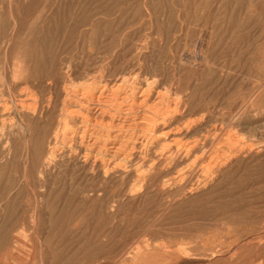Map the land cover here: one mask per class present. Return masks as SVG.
Wrapping results in <instances>:
<instances>
[{
    "label": "rangeland",
    "instance_id": "rangeland-1",
    "mask_svg": "<svg viewBox=\"0 0 264 264\" xmlns=\"http://www.w3.org/2000/svg\"><path fill=\"white\" fill-rule=\"evenodd\" d=\"M105 263L264 264V0H0V264Z\"/></svg>",
    "mask_w": 264,
    "mask_h": 264
},
{
    "label": "bare ground",
    "instance_id": "bare-ground-1",
    "mask_svg": "<svg viewBox=\"0 0 264 264\" xmlns=\"http://www.w3.org/2000/svg\"><path fill=\"white\" fill-rule=\"evenodd\" d=\"M44 3V2H43ZM10 4V3H9ZM149 12V11H148ZM16 23V22H15ZM19 62V61H18ZM30 59L29 60H22V61H20L19 62V64H18V67L20 68V70L22 71V73L24 72H27L29 69H30ZM18 67H17V69H18ZM18 70H16V72H17ZM18 73V72H17ZM21 73V74H22ZM154 78V77H153ZM107 83V82H106ZM92 90H94V89H92ZM77 92H80L79 90L77 91ZM107 92V91H106ZM134 92V91H133ZM77 95V94H76ZM85 95V94H84ZM93 95V94H92ZM77 97V96H76ZM84 97L85 96H83V99H84ZM93 97V96H92ZM75 98V97H74ZM80 99H82V98H80ZM80 99H79V101H80ZM86 99V98H85ZM130 99V98H129ZM91 100H93V99H91ZM90 100V101H91ZM76 101H78L77 99H76ZM82 101V100H81ZM84 101V100H83ZM82 101V102H83ZM90 101H88L87 100V102H90ZM69 103V102H68ZM79 103V102H78ZM120 103V102H119ZM79 104H81V103H79ZM88 104H90V103H88ZM91 104L93 105V102H91ZM26 105V104H25ZM76 106V105H75ZM75 106H73V107H75ZM89 106V105H88ZM100 106V105H99ZM79 107V106H78ZM91 107V106H90ZM93 107V106H92ZM67 108V107H66ZM80 108V107H79ZM84 107H82V109H83ZM87 107H85V109H86ZM74 109V108H73ZM82 109H81V111H82ZM92 109V108H91ZM76 111H78L77 109H75ZM89 110V109H88ZM96 110V109H95ZM81 111H78V112H81ZM94 111V110H93ZM69 112V111H68ZM72 112V111H71ZM82 113V112H81ZM95 113H96V111H95ZM90 114V113H89ZM71 115V114H70ZM69 115V116H70ZM81 115V114H80ZM94 115V114H93ZM96 115V114H95ZM74 118V117H73ZM87 118V117H86ZM90 118V117H89ZM107 120V119H106ZM104 121V120H103ZM108 121V120H107ZM87 122V121H86ZM93 122V121H92ZM156 124H158V123H156ZM93 125V124H92ZM83 128V127H82ZM85 130V129H84ZM161 129H160V127H158L157 125H155L154 126V128H153V131H152V134H156V133H158L159 131H160ZM83 130H81V132H82ZM80 133V132H79ZM186 134H188V130H182L181 132H179V134H172V135H170V136H168L169 135V133H165L164 135L165 136H168V137H172V139H174V138H176L177 136H179V135H186ZM191 134V133H190ZM81 135H82V133H81ZM84 135V134H83ZM89 136V135H88ZM83 136H81V138H82ZM86 137V136H85ZM29 139V138H28ZM158 140H159V142L160 141H163V140H166V138L164 137H158L157 138ZM91 141V140H90ZM94 141V140H93ZM127 141V140H126ZM79 142V141H78ZM115 148L113 149V150H111V154H112V156L113 155H115V154H117L121 149H120V147H117V144H115ZM188 149V148H187ZM184 152V151H183ZM86 155V154H85ZM108 156V155H107ZM85 159V158H84ZM103 168H104V170L106 169V170H109V169H113V168H111V164H110V161L108 162V161H105L103 164ZM59 170V169H58ZM114 170H118V166H115L114 167ZM120 170V169H119ZM102 173V172H101ZM26 179V178H25ZM29 185V184H28ZM35 196V195H34ZM38 211V210H37ZM38 217V216H37ZM36 218V217H35ZM36 235V234H35ZM162 246V245H161ZM163 248V247H162ZM165 248V247H164ZM178 260V259H177ZM42 261V260H41ZM106 264V263H105Z\"/></svg>",
    "mask_w": 264,
    "mask_h": 264
}]
</instances>
